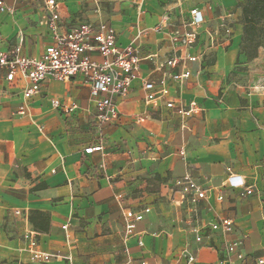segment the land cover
Returning <instances> with one entry per match:
<instances>
[{"label": "crops", "instance_id": "0c3cea01", "mask_svg": "<svg viewBox=\"0 0 264 264\" xmlns=\"http://www.w3.org/2000/svg\"><path fill=\"white\" fill-rule=\"evenodd\" d=\"M46 1L4 0L13 13L0 11V51H9L22 37L25 55L42 54L51 42ZM56 1L62 24L107 23L116 29L118 44L138 45L144 60L129 96L119 101V120L100 133L89 88L79 79L49 81L29 102L22 82L0 93V264H37L23 240L30 230L38 234L42 250L69 257L53 264H173L186 247L197 256L196 264H217L213 247H221L222 238L210 227L223 219L234 221L248 264L264 257V47L252 61L241 53L237 5L244 0ZM192 9L206 19L203 44L208 31L219 30L224 37V27L232 37L227 46L210 51L202 65L165 67L172 55L185 57L169 33L183 31ZM166 16L167 27L156 33ZM186 68L193 76L172 83L167 100L196 102L203 112L183 128V118L165 102L159 108L145 104L143 83ZM53 100L74 104L76 110L63 114ZM22 106L25 114L20 115ZM144 115L145 123H136ZM101 140L103 153H85ZM185 175L210 190L199 204L198 221L186 206H176L170 193L173 182ZM230 175L253 186L255 195L240 198V190L225 188ZM221 192H226L222 202ZM144 207L151 213L137 224L139 236L126 240L123 210ZM33 211L49 216L47 232L35 230ZM197 224L203 248L191 233Z\"/></svg>", "mask_w": 264, "mask_h": 264}, {"label": "built area", "instance_id": "2783aa9c", "mask_svg": "<svg viewBox=\"0 0 264 264\" xmlns=\"http://www.w3.org/2000/svg\"><path fill=\"white\" fill-rule=\"evenodd\" d=\"M186 1V0H180ZM60 6L56 0L46 1L48 15V30L51 42L45 47L42 54L28 56L24 53V39L19 38L16 45L7 52L0 51V93L22 82L24 88L23 98L26 102L42 94L45 85L49 81L70 83L75 79L85 83L90 91V101L95 109L94 127L100 133L104 126L116 123L121 111L119 101L126 99L131 91L133 83L139 79V67L144 60L140 47L134 43L122 47L118 44L116 29L107 24L77 23L71 26L62 24L59 12ZM0 11L13 13V9L0 0ZM169 22V17L163 19L162 24L154 30L156 33L164 32ZM206 24V19L199 9H192L190 18L183 24V31L174 30L169 33V39L174 46L185 49L182 56L172 55L164 62L165 67L173 70L179 69L183 62L189 64L205 63L210 51L227 46L232 37L231 29L224 27L225 35L221 37L219 30L208 31V42H201V31ZM140 35L147 36L141 32ZM193 76L189 69L181 72L165 73L158 82L143 83L144 102L152 108H159L165 102V107L184 120L183 128H187V120L194 115H199L203 109L196 103L188 105L176 101H168L171 84H181ZM6 84L4 87L3 84ZM247 91L246 88H243ZM248 92V91H247ZM55 109L69 115L76 110L74 104L67 105L59 100H53ZM18 113L25 114V106ZM147 116H138L136 123H145ZM104 141L101 140L87 148L85 153H103ZM181 156L185 153L181 152ZM105 168L104 164L99 165ZM229 190H240L239 197L254 196L256 191L251 185H246L242 178L230 175L227 179ZM209 189H205L191 175H185L173 182L170 188L172 200L176 206H186L192 219L198 221L197 214L200 202L207 200ZM226 192L218 195L220 202L224 201ZM151 213L149 207L141 211L131 208L123 210L125 221V238L129 240L139 236L137 224L144 221L145 216ZM174 213V212H173ZM16 215H22L16 211ZM68 226H65L66 230ZM211 230L222 238L221 247H213L216 253L217 264H248L250 256L243 250V241L235 238V223L229 219H223L211 225ZM191 233L199 247L203 248L202 227L200 224L191 227ZM23 240L26 250L30 254L32 263L53 264L57 260H69V257L56 252L44 251L40 247L38 234L32 230L25 233ZM142 245L141 240L139 241ZM255 264H264V257L254 259ZM197 256L189 247L181 250L173 264H196ZM150 264V263H143Z\"/></svg>", "mask_w": 264, "mask_h": 264}, {"label": "trees", "instance_id": "16d2710c", "mask_svg": "<svg viewBox=\"0 0 264 264\" xmlns=\"http://www.w3.org/2000/svg\"><path fill=\"white\" fill-rule=\"evenodd\" d=\"M239 1V0H238ZM237 8L241 9L240 22L243 25L241 53L249 61L256 59L264 47V0H244L239 2ZM30 222L35 230L47 232L49 216L46 213L33 211Z\"/></svg>", "mask_w": 264, "mask_h": 264}]
</instances>
